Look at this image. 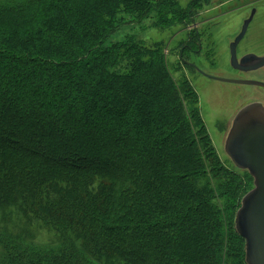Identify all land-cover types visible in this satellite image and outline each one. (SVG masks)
I'll return each mask as SVG.
<instances>
[{
    "label": "trees",
    "instance_id": "trees-1",
    "mask_svg": "<svg viewBox=\"0 0 264 264\" xmlns=\"http://www.w3.org/2000/svg\"><path fill=\"white\" fill-rule=\"evenodd\" d=\"M167 1L0 0V221L25 229L18 249L0 238L7 264H246L234 220L253 179L214 155L158 44L125 34L194 22Z\"/></svg>",
    "mask_w": 264,
    "mask_h": 264
},
{
    "label": "rangeland",
    "instance_id": "rangeland-1",
    "mask_svg": "<svg viewBox=\"0 0 264 264\" xmlns=\"http://www.w3.org/2000/svg\"><path fill=\"white\" fill-rule=\"evenodd\" d=\"M167 2H173V9L180 13H186L190 9V6H193L192 15L196 23L203 20L217 19L225 22L222 25L227 27L236 26L242 20L248 19L252 8L256 10L254 19L264 21V0H208L207 3H204L202 0H168ZM192 2L194 5H191L193 4ZM183 21L182 17L178 14L169 15L164 19L154 14L149 19L143 21L142 25L132 28L128 27L129 29L126 30L125 34L135 35L136 41L138 42L139 40L137 44H141L140 46L145 50H154L158 44L165 56L167 72L177 87H191L198 95V104L196 103L194 108L198 109V116L204 123V133L210 139V149L225 169L234 170L236 174L243 176L244 172L235 168L226 156L224 144L235 115L243 106L253 101L249 92L253 93L252 91L259 90L213 82L204 79L193 68L184 65L179 59V55L184 48L183 46L188 43L189 32L186 29L187 26L185 27L186 23H183ZM256 33L253 31V36H261ZM204 36H207V34H204ZM211 41L206 37L202 39L204 52L199 55L194 54L196 43H191L193 45L192 52L182 51L181 59L198 66L202 71L210 74V76L229 77L224 72V68L228 62V58L223 52L225 42L218 41L220 46L222 45V49L218 46V50H213L215 53L213 54V51L210 50V46H212ZM145 59H147L146 56L143 60ZM260 92L262 93V91ZM183 106L186 112L189 113V104L183 102ZM250 181L249 191L253 189V180ZM211 183L217 186L216 181L212 180ZM4 217L6 219L0 221V238L9 240L7 243L9 248H13V246L16 249L23 247L20 231L25 230L23 228L24 221L13 215L10 216L9 212ZM28 225L32 226L31 231L36 236L33 249L36 251L44 249V247L49 249L51 246L47 244L53 239L55 232L47 228L40 229L39 227H33L32 222ZM13 238L14 241L12 240ZM28 245L30 244H25L24 246L28 247ZM65 245L64 243L61 246L65 248ZM76 246H78L77 242ZM7 263L6 258L0 257V264Z\"/></svg>",
    "mask_w": 264,
    "mask_h": 264
},
{
    "label": "water",
    "instance_id": "water-1",
    "mask_svg": "<svg viewBox=\"0 0 264 264\" xmlns=\"http://www.w3.org/2000/svg\"><path fill=\"white\" fill-rule=\"evenodd\" d=\"M255 11L246 20L240 35L231 45V65L242 70L247 63L264 66V57L247 56L238 60L235 47L244 36ZM205 77L228 84L263 87L255 81L225 79L204 74ZM224 152L235 168L247 171L253 179V189L241 201L236 212L234 225L236 233L244 240L246 264H264V109L260 104H250L235 116L224 144Z\"/></svg>",
    "mask_w": 264,
    "mask_h": 264
},
{
    "label": "flooded vegetation",
    "instance_id": "flooded-vegetation-1",
    "mask_svg": "<svg viewBox=\"0 0 264 264\" xmlns=\"http://www.w3.org/2000/svg\"><path fill=\"white\" fill-rule=\"evenodd\" d=\"M252 11L256 10L255 8H252L250 10V14L248 18L250 17ZM254 14V17H255ZM253 19L249 22L247 25V28L245 30L244 36L242 39L239 41L237 46L235 47V55L238 60V63H240V60L244 57L247 56H253L256 58H263L264 57V21L263 20H255ZM247 20V19H246ZM246 20H242L239 25L232 26V27H227L225 25H222L225 22H222L217 19H210V20H203L200 22H193L192 24L187 25L186 29L189 32L188 33V43L184 45L182 51L184 49H187L188 52H192L193 50V45H189V42L192 44L196 43V51H194L195 55H199L204 52V47L202 45V39L206 37L208 40H212L210 46V50L216 51L218 50V46L220 44L218 41H222L223 43L225 42V47H224V54L228 58V62L226 67L224 68V72H226L229 77H222L220 78H225V79H233V80H245V81H255V82H260L264 84V66L260 68H253L256 64L254 63H247L246 65L242 66V70L233 68L231 65V45L235 41V39L240 35L242 28L246 22ZM253 31L261 35L259 37L253 36ZM207 32V33H205ZM204 34H207V36H204ZM222 49V45L219 47ZM182 51L179 55V59L184 63V65L189 66L193 68L200 76H202L204 79L217 82L220 84H226V85H232V86H239V87H247V88H252L257 89L259 91H252L253 93L249 92L250 97L253 98V101L250 102L249 104L245 105L248 106L250 104H260L262 108L264 109V88L263 87H258V86H250V85H237V84H228V83H223L219 81H215L212 79H209L205 77L204 75L200 74L197 70H200L201 72L205 73L202 71L198 66L193 65L187 61H184L182 58ZM213 51V54H215ZM210 75V74H208ZM262 91V93L260 92ZM243 106L242 108H244ZM241 108V109H242ZM240 109V110H241ZM239 110V111H240ZM238 111V112H239ZM237 115V114H236ZM235 115V116H236ZM235 118V117H234ZM233 118V120H234ZM232 120V122H233ZM232 124V123H231ZM231 128V126H230ZM230 130V129H229ZM229 133V131H228ZM227 133V135H228ZM227 137V136H226Z\"/></svg>",
    "mask_w": 264,
    "mask_h": 264
}]
</instances>
